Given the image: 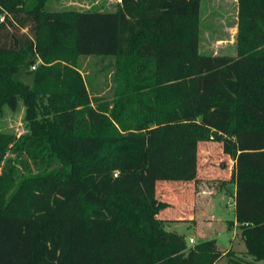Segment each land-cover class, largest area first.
I'll list each match as a JSON object with an SVG mask.
<instances>
[{
    "label": "trees",
    "instance_id": "obj_1",
    "mask_svg": "<svg viewBox=\"0 0 264 264\" xmlns=\"http://www.w3.org/2000/svg\"><path fill=\"white\" fill-rule=\"evenodd\" d=\"M46 2L0 0V112L21 102L27 129L0 134V264L264 262V0H237L236 57L199 52L200 0ZM79 56L111 60V107ZM213 144L234 161L224 182L251 260L164 226L192 222L174 196L213 176ZM8 153L37 171L19 175Z\"/></svg>",
    "mask_w": 264,
    "mask_h": 264
},
{
    "label": "rangeland",
    "instance_id": "obj_2",
    "mask_svg": "<svg viewBox=\"0 0 264 264\" xmlns=\"http://www.w3.org/2000/svg\"><path fill=\"white\" fill-rule=\"evenodd\" d=\"M118 2L119 0H47L46 8L49 11L71 9L114 11ZM237 12V0H200L198 50L201 54L236 57ZM110 62V59L103 60L98 56H79L74 66L85 79L89 91L93 93L91 95H97L101 102L109 107L114 101L112 77L115 72ZM36 64H39V61H36ZM30 71H33L32 67ZM23 73L30 78L27 73ZM25 82H30V80L25 78ZM26 131L23 104L19 102L15 110L4 107L0 112V134H9L18 138ZM211 146L214 151L210 161L214 178H211L213 176L206 178L200 174L195 183L196 188H194L196 192L197 188L199 190L203 188L205 191L210 190V205L202 209L192 205L191 212L195 215V224L176 222L165 223L164 226L167 230H174L184 235L188 247L193 245L189 242V239L192 238L194 243L201 240H215L217 246L224 249L230 248L233 236L232 232L228 231L227 225L234 218V207L229 203V194L225 190L219 189L221 179L216 172H220L223 162L215 156L220 151L219 146L217 144ZM6 156L13 159V165L19 175L35 173L38 169L37 163L32 162L26 156H22L19 160L12 153H8ZM202 169L201 166V172ZM207 183L210 185L207 186ZM225 187L229 191L232 190L230 183ZM168 214L166 213V215ZM234 249L243 252L239 254V257H245L244 244L239 238L235 241ZM247 258L251 259L249 256ZM218 264H226V258H223Z\"/></svg>",
    "mask_w": 264,
    "mask_h": 264
},
{
    "label": "crops",
    "instance_id": "obj_3",
    "mask_svg": "<svg viewBox=\"0 0 264 264\" xmlns=\"http://www.w3.org/2000/svg\"><path fill=\"white\" fill-rule=\"evenodd\" d=\"M205 148V147H204ZM204 154H201V157L203 158V168H204V174L206 175V174H208L209 172H207V168H210L211 167V165H210V161H211V158H208V156H210V157H212L213 156V154L211 153V148L208 146V147H206V149L204 150ZM216 157L217 158H219V160L221 161V162H223L222 163V168H221V170H220V172L219 173H216L217 174V176H219L220 177V179H221V186L219 187V189H223V190H225L226 191V193H228L229 194V197H230V201H229V203H230V205H232L233 207H234V205H235V200H234V198H235V184L234 183H231V182H228V183H225L224 182V180H228L229 178H230V176H231V173H232V170H233V165H234V161H232L230 158H229V156H227V155H225V154H223V153H219V154H216ZM198 158H200L199 157V154H198ZM201 163H200V161H199V165H200ZM207 176V175H206ZM232 184V190L231 191H229V189L227 188V187H225L227 184ZM208 185H210V183H207V186ZM195 186V183L193 184V188H196V186ZM200 188V187H199ZM197 192L195 191V189L194 190H192V187H190V189L188 190V191H185L184 190V192L183 191H180L179 193V195L178 196H174V199L176 200V199H179V198H185L186 196V198H188V199H190V198H192L191 200H186V198H185V205H183V206H185L186 208H188V209H192V205L194 206V207H198V209H202V208H204L205 206H207V205H210V201H211V195H210V190H208V191H205V190H203V188L202 189H198L197 188ZM189 196V197H188ZM191 201V202H190ZM179 202H180V199H179ZM186 203H187V205H186ZM188 206V207H187ZM177 209L176 210H178V212H179V210H181V207L179 206V204L177 205ZM186 210V209H185ZM176 215L178 216V214L176 213ZM190 219L192 220V222H189L190 224H195V215H193V214H191L190 213ZM177 218V217H176ZM231 222H233V224L231 225L230 223ZM177 223H181V222H177ZM227 229H228V231H231L232 232V234H233V236H232V239H231V244H230V248H224V249H221L222 251H223V253H226L227 251H231V252H233L235 255H237V256H239V254L240 253H243L241 250H236V249H234V245H235V241H236V239L237 238H239L240 239V236H239V231H238V229H237V225H236V222H235V218H233V220L232 221H229L228 222V225H227ZM237 230V231H236ZM174 231V230H173ZM176 232V231H175ZM179 234V233H178ZM190 239H192V238H190ZM193 240V239H192ZM241 240V239H240ZM242 241V240H241ZM195 241L193 240V243H194ZM219 248V247H218ZM220 249V248H219ZM245 253V252H244ZM224 258V257H223ZM223 258H221L220 260H218L216 263H214V264H218ZM242 258V257H241ZM244 259H246V260H251V259H248L247 258V255H245V257H244ZM227 264V263H226ZM259 264H262V262H260Z\"/></svg>",
    "mask_w": 264,
    "mask_h": 264
},
{
    "label": "built area",
    "instance_id": "obj_4",
    "mask_svg": "<svg viewBox=\"0 0 264 264\" xmlns=\"http://www.w3.org/2000/svg\"><path fill=\"white\" fill-rule=\"evenodd\" d=\"M3 20V17H0V21H2ZM35 68V66H32V69H34ZM189 242L190 243H193V240L192 239H189Z\"/></svg>",
    "mask_w": 264,
    "mask_h": 264
}]
</instances>
